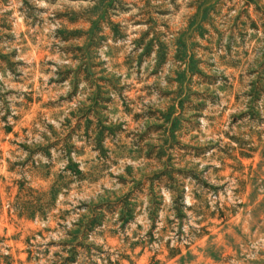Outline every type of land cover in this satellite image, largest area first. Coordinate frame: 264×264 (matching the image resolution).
Masks as SVG:
<instances>
[{
    "label": "rangeland",
    "instance_id": "374dc122",
    "mask_svg": "<svg viewBox=\"0 0 264 264\" xmlns=\"http://www.w3.org/2000/svg\"><path fill=\"white\" fill-rule=\"evenodd\" d=\"M0 264H264V0H0Z\"/></svg>",
    "mask_w": 264,
    "mask_h": 264
}]
</instances>
